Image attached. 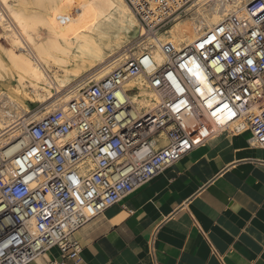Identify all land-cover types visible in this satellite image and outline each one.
I'll return each instance as SVG.
<instances>
[{"label":"built area","instance_id":"1","mask_svg":"<svg viewBox=\"0 0 264 264\" xmlns=\"http://www.w3.org/2000/svg\"><path fill=\"white\" fill-rule=\"evenodd\" d=\"M127 1L156 36L192 0ZM127 51L66 107L26 123L19 152L0 150V264L54 247L77 257V230L215 136L250 131L264 149V0L181 49L159 40ZM141 86L152 92L145 105Z\"/></svg>","mask_w":264,"mask_h":264},{"label":"crops","instance_id":"2","mask_svg":"<svg viewBox=\"0 0 264 264\" xmlns=\"http://www.w3.org/2000/svg\"><path fill=\"white\" fill-rule=\"evenodd\" d=\"M30 264H264V149L213 137Z\"/></svg>","mask_w":264,"mask_h":264},{"label":"bare ground","instance_id":"3","mask_svg":"<svg viewBox=\"0 0 264 264\" xmlns=\"http://www.w3.org/2000/svg\"><path fill=\"white\" fill-rule=\"evenodd\" d=\"M248 1L196 0L185 10L191 16L180 19L178 15L167 30L148 37L127 0H0V81L9 78L15 84L12 92L0 87V150L9 157L19 152L26 123L66 107L82 86L121 66L133 40L144 38L138 44L140 50L159 40L174 42L181 49L230 12L241 11ZM94 69L86 80L72 85ZM151 95L149 88L141 86V97L135 99L145 105ZM30 102L47 106L28 118Z\"/></svg>","mask_w":264,"mask_h":264},{"label":"rangeland","instance_id":"4","mask_svg":"<svg viewBox=\"0 0 264 264\" xmlns=\"http://www.w3.org/2000/svg\"><path fill=\"white\" fill-rule=\"evenodd\" d=\"M194 1H196V0H192L189 4H187V6H186V8H185V10H187L190 6H192L194 3ZM185 13H186V11H185ZM184 13V15H181L180 16V19H183V18H186V17H189V16H191L190 15V13H186L185 14ZM173 24V21L172 22H170V24L166 27V30L171 26ZM1 29V28H0ZM144 30V29H143ZM204 31V29L203 30H201V33ZM0 33H1V31H0ZM143 35V34H142ZM146 36V35H145ZM149 37V36H148ZM5 38L3 37L2 38V42L3 43H5V44H9V43H7L8 41H6V40H4ZM144 40V38L143 37H140V38H137V39H135V40H133L132 41V43L131 44H129V46L128 47H135L136 48V51L138 50V49H140V47H138V44L140 43V42H142L143 40ZM140 40V41H139ZM127 47V48H128ZM127 51V50H126ZM125 51V52H126ZM123 52H124V50H123ZM127 53H128V51H127ZM3 58H4V60L8 63V60L5 58V56H3ZM75 67V66H74ZM86 71H83V73H85ZM94 72H96L95 71V69L92 71V72H89V73H87V74H85L84 76H82L81 78H79L78 80H76V81H73L72 82V85H76V84H78V83H81L82 81H84V79L86 80L88 77H90ZM60 74H62V73H60ZM90 74V75H89ZM61 76H63V74L61 75ZM69 76L72 78V80L73 79H75L76 77H74V76H72V74H69ZM83 79V80H82ZM75 83V84H74ZM15 84H14V81H11L9 78H5V79H3L2 81H0V87L3 89V90H5L6 92H12V89H13V86H14ZM29 106V108H30V110H31V112L29 113V114H27L26 115V117H28V118H30V117H32L33 115H35L36 113H38V112H40V111H42V109L44 110L45 109V107L47 106V103H42L41 104V102H30L29 104H28ZM44 107H43V106Z\"/></svg>","mask_w":264,"mask_h":264}]
</instances>
